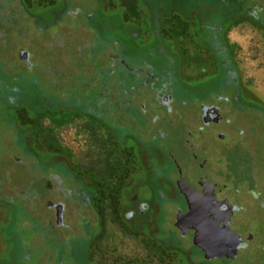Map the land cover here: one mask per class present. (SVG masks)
Wrapping results in <instances>:
<instances>
[{"label": "flooded vegetation", "instance_id": "1", "mask_svg": "<svg viewBox=\"0 0 264 264\" xmlns=\"http://www.w3.org/2000/svg\"><path fill=\"white\" fill-rule=\"evenodd\" d=\"M18 1L21 8L26 9L27 0ZM84 1L57 0L51 9L37 11L40 16L28 15V25L34 20L41 21L36 31L49 30L51 25L56 30L53 40L48 45L44 42L50 49L38 51L39 59H46L49 64L42 73L49 78L50 87H53L51 93L42 90L37 74L25 81L26 78L18 73L14 76L13 85H7L3 80L0 85V89L5 91L0 98V107L30 102L41 111L37 121L48 122L46 128H40L43 130L42 137L50 138L46 153L52 155V161L48 164L36 162L32 166L37 169L34 170L36 173H40L36 180L43 183L40 189L43 193L34 194L33 199L42 201L49 197L48 181L55 176L54 171L60 169V161L55 162L54 156L60 152L56 151L53 141L72 155L62 142L61 133L56 134L59 130L80 120L84 128L83 144L87 146L92 143L91 139L97 141L104 119L113 120L110 127L120 129L127 141L135 145L138 158L144 160L139 161L144 177L128 183L129 187L124 191L126 205L121 211L122 220L119 218L117 224L127 223L131 230L141 233L148 252L154 253L158 260L166 254H173L180 255L182 259H179L184 264H241L244 261L260 264L264 261V253L261 255L264 246L259 245L262 238H255L252 232L235 231L232 225L240 222L236 213L243 209L244 203L250 205L254 202L264 210V162L257 163L254 157L251 139L254 136H245V123L256 121L258 116L264 120V109L243 94L231 56L234 52L226 41V26L253 27L242 19L240 9L256 16L259 5L250 4L252 0H138L148 15V32L143 33L141 24L134 23L128 14L125 16L118 12L119 0H97V9L89 8ZM123 7H129V4L124 3ZM178 33H181L180 38ZM188 46L192 50L186 51ZM20 52L27 54L26 61L20 59ZM15 53L16 58L13 56L23 74L30 73L39 64V60L33 59L34 52L25 47H19ZM183 57L186 60L187 57L195 58L196 63L208 59L212 65L189 80L181 73ZM35 85L40 92L34 91ZM142 97H148L151 114L146 110ZM192 103L195 107L188 110ZM176 106L180 109L187 107L184 113L188 114L184 142L187 146L185 151L191 156L190 171L171 161L168 167L161 162L162 139L168 137V128L173 131L176 127L175 123L166 119L174 117ZM1 111L0 116L12 126ZM235 121L242 123L237 132L233 130ZM37 125H31L34 134H38ZM207 129L210 130L208 133ZM18 136L15 129V137ZM246 137H250L246 142L250 144L246 153L250 170H245L238 160L245 151L243 144ZM15 148L32 153L28 145H15ZM131 156L132 153L128 152L125 165L132 164ZM210 156L215 162L209 161ZM123 162L117 161L116 164L122 168ZM211 163L217 168L216 176L207 171ZM45 167L53 172L45 173ZM162 181L164 187L160 185L157 192L150 190L152 183ZM73 182L79 186L72 185L71 196L83 208L81 224H76V221L73 225L67 224L68 216L73 217L71 213L75 214L76 210L68 214L65 202L58 201L56 205L62 206L61 223L58 225L54 218V230H49L50 226L45 229L51 231L52 237L56 235L57 240H63L64 235H68L72 246L77 243L89 250L90 244L97 238L94 229H98L99 224L92 222V214H95L94 218L97 216L90 205L91 191L82 181ZM93 186L97 188L95 182ZM149 190L155 194L148 193ZM159 192L162 193L160 201L154 199ZM236 200L240 203L237 204ZM159 202L162 209L155 206ZM164 204L171 210H164ZM45 207L56 216L53 207L46 204ZM163 215H167L166 220L156 223L157 218ZM37 216L33 210L32 218L39 224ZM94 223H97L95 227ZM143 227L147 230H144L146 235L141 232ZM203 230L212 238L208 241L210 248L216 250L222 237L230 245L229 250L218 257L203 252ZM40 231L34 232L37 237L41 235ZM182 240H187L188 244H182ZM252 248L255 253L262 248L260 258L251 254ZM241 252H246L242 260L237 255ZM142 258L149 259L150 253ZM88 259L77 260L74 257L75 264H89Z\"/></svg>", "mask_w": 264, "mask_h": 264}, {"label": "rangeland", "instance_id": "2", "mask_svg": "<svg viewBox=\"0 0 264 264\" xmlns=\"http://www.w3.org/2000/svg\"><path fill=\"white\" fill-rule=\"evenodd\" d=\"M56 1L57 0H27L25 9L21 8L18 0H0V22H2L0 23V85L2 80L5 81L7 85H13L14 76L18 73H21L19 75L26 78L25 81L30 80L32 76L37 74L39 83L41 82L42 90L45 93H51V88L53 87H50L49 78H47L45 73H42L45 68L48 69L49 64L46 59H39L38 51H45L46 49L48 51L50 49V47L47 48L46 43L48 45L53 40L54 34L56 33V30H53L55 27L52 29L51 27L53 26L51 25L49 30L36 31V28L41 26L40 20H34L31 25L26 23L28 22L29 13L40 16L38 13L40 10L47 11L51 9ZM119 2L118 12L120 14L123 13L122 15L125 16L128 14V17L131 18L134 23L141 24L143 33H147L148 15L142 3L138 2V0H119ZM84 3L87 4L89 8L97 9L99 7L97 0H85ZM124 3H128L129 7L124 8ZM47 14L48 12L45 13V16ZM79 22H81V20H79ZM27 25L29 26V30ZM10 29L15 32L14 37L8 35ZM226 29V41L230 43L229 48L234 52L231 56L235 62L234 65L237 68V74L242 84V92L248 99H252L260 104V102L264 100V32L254 29L249 25H230L226 26ZM177 35L179 37L181 33ZM19 47H25L30 52H34L33 54L35 56H33V59L39 60V64L30 73L23 74L21 67L15 60L16 53L14 54V52ZM190 50H192V48L188 46L186 51ZM68 51L69 49H67V52ZM195 60L196 59L192 57H187V60L183 57L184 63L181 73L189 80H192L197 73L203 72L212 65V61L208 59H202L203 61L201 63H196ZM35 88L34 91L40 92V88H37L36 85ZM4 92V90L0 89V98L4 96ZM27 94L31 96L30 93L27 92ZM141 99L146 106V110L151 114L152 109L148 97H142ZM192 107H195L194 103L190 104L188 110L192 109ZM174 108V117H168L166 121L170 123L172 121L173 124H176V127L174 126L173 131L168 128L166 130L168 137L162 139L161 150L163 149V151L161 162L165 163L168 167L169 161H171L177 163L180 168L190 171L189 167L192 163L190 160L191 156L185 151L187 146H185L186 144L184 142L186 140L184 126L188 122L186 118L188 114L184 113L187 107L180 109L176 106ZM1 110H3L6 120L12 123V126H10L4 118L0 116L1 166H7L8 161H10L9 165L23 163L26 167H32L36 162L43 164L50 163L52 161V155L46 153V150L49 148L48 145H50L48 143L50 138L42 137L41 133H43V130L40 128H46L48 122L37 121L38 116L42 115L41 111L39 112V110H36L35 106L30 102L24 105L13 104L0 107V114L2 113ZM105 113L106 112H104V114ZM116 115L119 116L118 114ZM181 116H183V118H181ZM107 120L108 119H104L101 129L97 133V141L91 139L92 143L87 146L83 144L85 138L82 137V130H84V128L80 124V120H77V123L73 122L69 127L63 129L64 131L59 130L56 134L58 135L61 133L63 136L61 137L62 142L65 147L72 152V155H68L64 149L59 147L57 142L51 140L56 147V151L60 152L54 155L56 156L55 162L60 161L59 163L61 165L59 171H54L56 173L55 176H53V178L50 177L51 179L48 181L47 187L51 190L49 192V197L42 201H40V199H33L32 197L31 201L34 203V211L38 215L35 218L40 221L39 224L33 220L32 216L27 213L23 207L16 204L19 200V197L16 196L18 195L17 192H13V201H15L13 203L15 204L11 205L7 202H3L6 201V198L0 195V264H75L74 257L75 259L77 258V260L87 257L89 258V264H115L117 262L124 264H184L183 261L180 260L182 259L180 255L174 256L173 254H166L161 260H158V257H156L154 253L148 252L144 244V236L141 233L131 230L127 223L117 224L116 221L119 218L122 220L121 211L126 205L124 191L129 187L128 183L133 179L144 177L139 162L144 160L138 158L135 145L127 141L126 135L123 134L120 129L114 130L110 127L114 121ZM255 120L256 121L249 120L245 123V136H254L251 138L255 149L254 157L257 163L259 161L263 163L264 120H261L259 116L258 119ZM235 122L233 130L235 129L237 132V129L241 127L242 123ZM34 123L38 124L36 126L38 134H34L31 131V125ZM79 125H81V128H79ZM152 126L155 128L154 125ZM15 129L18 130V137H15ZM209 131L210 130L207 129V133ZM49 137L52 136L50 135ZM250 137H246L243 144L245 146V151L238 158L243 166H245V170L251 169L249 157L246 154L250 147V144L246 142H248ZM21 144L30 146L32 153L22 152L15 148V145ZM128 152L132 153V164L125 165ZM186 155L188 156L186 157ZM117 161H124L122 168L117 166ZM209 161L215 162L214 157L210 156ZM84 163L89 164L85 165ZM34 170L37 169L32 168V171ZM43 170L47 174L53 172V170H49L48 167H45ZM207 171L212 176H216L217 168L211 163ZM36 174L40 175L39 172ZM47 174L44 176V179L47 177ZM69 174L72 176H68ZM28 178L30 177L28 176ZM73 180L82 181L85 187L91 191L89 199L90 205H92V211H94L97 216L94 218L95 214H92V222L94 221L99 224L98 229H94L97 238L90 244L89 250H86L87 248L77 243H74L72 246V239H70L68 235H64L65 239L63 240H57L56 235L52 237L51 231L45 229L46 226H50L49 230H54L52 229L53 219H56V216L46 209L45 204L52 207V204L56 205L55 202L58 201L65 202L68 214L72 210H76L75 214L71 213L73 217L75 215L76 220L69 215L66 223L69 225H73L76 222V224H81V211L83 212V208L80 206V203L76 201L77 199L71 196V193H73L72 187L76 186L79 188L78 185H75ZM27 182L29 183L31 180L29 179ZM41 182L42 181L37 183L36 190L42 188L43 183ZM93 182H95L97 186L96 189L94 188L95 186H93ZM2 184L8 185V179L6 177L2 176V179H0V186ZM160 185L164 187V181L158 184L152 183L150 190L157 192ZM150 190L148 193L155 194ZM163 190L165 189L162 188V191ZM32 193L33 192H30V195H32ZM57 193H59L58 196H56ZM160 194L162 193L159 192L157 196H154V199L160 201ZM236 203H240L239 200H236ZM159 204L160 202L155 204L156 208L162 209V205ZM163 209L171 210L166 204L163 205ZM236 214H238V217L240 216V222L233 223L232 229L235 231L252 232L255 238L256 236H260L262 240L259 241L258 239L254 241V243L259 241V245L264 246V210H262V208L260 209L254 202H251L250 205L244 203L243 209L239 210ZM165 217H167V215H163L162 218H157L156 223L161 219L165 221ZM97 223H94L93 227H95ZM165 226L167 227V224ZM40 229L43 234L40 233L41 235L37 237L34 232L40 231ZM144 230L147 231L146 228L143 227L141 232L146 235ZM183 241L184 240H182V242ZM182 244L187 245L188 241L185 240ZM252 250L250 251L252 252L251 254L260 258L262 248L260 250L257 249L256 253ZM202 251L205 252L203 248ZM147 253H150V258H142L145 257ZM263 253L264 252H262L261 255ZM143 254L145 255L143 256ZM237 255L239 259L242 260L246 252H241ZM226 257L227 256H225V258ZM153 258L155 260H153ZM236 263L238 262L234 264ZM242 263L247 264V261ZM230 264H233V262ZM260 264H264V261L260 262Z\"/></svg>", "mask_w": 264, "mask_h": 264}, {"label": "trees", "instance_id": "3", "mask_svg": "<svg viewBox=\"0 0 264 264\" xmlns=\"http://www.w3.org/2000/svg\"><path fill=\"white\" fill-rule=\"evenodd\" d=\"M249 3L259 5V8H256L259 14H257L256 16H250L247 13V10L245 9L243 10L241 8L240 14L242 16V19L247 20L254 28L264 32V0H255V1L252 0ZM8 35H12L14 37L15 32L12 29H10ZM72 70L73 69H70V71ZM9 162L10 161L7 162V166L6 165L1 166L0 164V177H1L0 179H2V176L8 179V185H6L7 184L6 183L5 185L2 184L0 186V195L1 196L3 195L6 198V201L3 202H7L9 204H15L13 203L15 202L13 201L14 200L13 192L14 193L17 192L18 195L16 194L15 195L19 197V200L17 201L16 204L23 207L27 211V213H29L32 216L34 210V206H33L34 203L31 201L32 197L36 193H38L39 195L43 193V191L40 189L36 190L37 183L40 182V181L37 182L36 180V176H38V174H36L35 171H32V167H26L23 163L21 164L16 163L14 165H9ZM28 176L30 178H28ZM29 179L31 180L32 183L27 182ZM30 192H33L32 195H30Z\"/></svg>", "mask_w": 264, "mask_h": 264}, {"label": "water", "instance_id": "4", "mask_svg": "<svg viewBox=\"0 0 264 264\" xmlns=\"http://www.w3.org/2000/svg\"><path fill=\"white\" fill-rule=\"evenodd\" d=\"M26 56L27 54L25 52H20V59L26 61ZM52 207L56 210V223L59 225L61 223L62 217H61V213H62V206L61 205H53ZM204 231V230H203ZM212 240V238L208 237L205 234V231L201 233V242H202V248L204 249V251L209 254L212 255L213 257H218L221 256V254L226 251L229 250L230 245L228 243H225L226 241L223 240V238L221 237V241L218 244V248L216 250L218 251H211L210 247L208 245V241ZM219 240V238H218ZM201 247V245H200Z\"/></svg>", "mask_w": 264, "mask_h": 264}, {"label": "bare ground", "instance_id": "5", "mask_svg": "<svg viewBox=\"0 0 264 264\" xmlns=\"http://www.w3.org/2000/svg\"><path fill=\"white\" fill-rule=\"evenodd\" d=\"M199 175H200V173H199ZM200 177H202V178H204L206 181H207V183L209 184V182H208V180L204 177V176H202V175H200ZM210 185V184H209ZM208 245H209V243H208ZM212 245V244H211ZM209 247H210V245H209ZM210 250L213 252H215L216 250L214 249V247H211L210 248Z\"/></svg>", "mask_w": 264, "mask_h": 264}, {"label": "crops", "instance_id": "6", "mask_svg": "<svg viewBox=\"0 0 264 264\" xmlns=\"http://www.w3.org/2000/svg\"><path fill=\"white\" fill-rule=\"evenodd\" d=\"M260 105L262 106V108H264V100L260 102Z\"/></svg>", "mask_w": 264, "mask_h": 264}]
</instances>
